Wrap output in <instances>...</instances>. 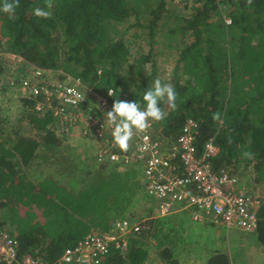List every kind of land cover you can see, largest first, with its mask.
I'll return each mask as SVG.
<instances>
[{
	"label": "trees",
	"instance_id": "16d2710c",
	"mask_svg": "<svg viewBox=\"0 0 264 264\" xmlns=\"http://www.w3.org/2000/svg\"><path fill=\"white\" fill-rule=\"evenodd\" d=\"M171 1L0 0V51L43 68L54 81L79 78L88 97L113 89L109 99L119 117L129 109L169 145L195 119L199 154L213 136L219 147L211 158L215 170L245 184L249 172L263 184L264 0H182L178 13ZM6 70L0 58V95L15 88ZM20 101L15 122H0V229L17 226L21 255L59 264L91 230L110 231L134 185L115 165H83L88 155L77 152L72 135L59 133V99L39 93ZM258 201L256 233L264 246V194ZM143 233L129 237L125 251L112 246L100 264H146L140 238L150 233ZM159 257L176 264L167 247ZM208 264L231 261L217 253Z\"/></svg>",
	"mask_w": 264,
	"mask_h": 264
},
{
	"label": "built area",
	"instance_id": "2783aa9c",
	"mask_svg": "<svg viewBox=\"0 0 264 264\" xmlns=\"http://www.w3.org/2000/svg\"><path fill=\"white\" fill-rule=\"evenodd\" d=\"M9 82L31 97L41 93L48 100L59 99L56 112L61 118L59 133L73 136L78 125H83L82 136L96 143L99 165H141L145 191L159 201L162 214L189 209L197 221L209 219L227 227L256 232L258 199L240 178L225 169L213 168L211 158L219 152L214 136L206 141L199 154L195 119H187L176 143L169 145L153 136L150 125L119 117L121 110L114 108L109 99L113 89L105 96L88 97L80 89L79 78L54 81L43 68L36 66L28 75L11 78ZM38 103L40 108L42 104ZM143 228L141 221L119 219L108 232L93 229L76 246L64 251L59 264H100L112 246L126 249L128 238ZM14 233L0 229V263L44 264L40 257L19 253Z\"/></svg>",
	"mask_w": 264,
	"mask_h": 264
},
{
	"label": "rangeland",
	"instance_id": "374dc122",
	"mask_svg": "<svg viewBox=\"0 0 264 264\" xmlns=\"http://www.w3.org/2000/svg\"><path fill=\"white\" fill-rule=\"evenodd\" d=\"M182 0H172L171 1V7L174 9V13H178L180 11L181 2ZM185 12V10H184ZM186 13V12H185ZM175 19V18H174ZM229 20V19H227ZM226 20V21H227ZM173 22H171V25ZM0 58L3 59L4 61H7V70L6 74L7 76L5 77V80H7L9 77L13 78H20L23 77V75L29 74L30 69H32L34 66H30L29 64H26L24 60L21 58L17 57L16 55H13L12 53L7 52V50H2L0 51ZM49 73L52 77L58 78L59 73L55 72ZM58 73V74H56ZM169 74V72H168ZM54 75V76H53ZM54 78V79H55ZM8 92L5 95H0V122L4 119H8L7 123L10 125L15 122L16 116L19 115V113L22 110V105H21V98L23 95H25V92L18 88H8ZM86 113L87 111H83ZM126 116L132 119L133 121L139 123L136 118L135 114L133 112H129V109H126ZM83 125L79 124L78 127L76 128V131L73 135V141H76V150L77 152H81L84 155H88L86 158V162H83V165L87 167H91L93 170L98 169L96 166L97 160L95 159L96 157V143L93 140L86 139L84 136H82V131H83ZM71 140V139H70ZM78 140L81 142V144H78ZM78 160H80V156ZM83 161V158L79 161ZM86 167V168H87ZM141 169L142 166L139 165L138 167L135 166H127L122 168L120 171L122 173H128L129 174V179L131 180L132 185H134L132 190H127V193L123 196L122 200L119 202V206L122 209L120 211V217L117 218L116 220L122 219V218H128L133 221H142L143 223L145 222V226L142 229L140 235H144L145 233H150L146 234L145 236H141L140 239H142L145 243H147L146 249L149 252V259L146 262V264H162V261H159V251L161 247H165L166 245H171V243L178 242L183 235L179 232L178 226H179V219H173L171 216L168 214H162L159 210L160 208V203L158 200H156L153 197H150L147 192L145 191V188L143 186V180L142 177L140 180H138L139 176L141 175ZM35 172V171H34ZM246 177L243 178L246 182V185L251 191L252 189V194L256 199L258 197L262 196L264 194V183L263 184H255L252 181V175L249 172H246ZM82 175L76 174L75 176L69 178V181L74 183L80 179ZM249 182H253L250 184ZM168 215V216H166ZM191 219V218H190ZM216 226L217 230H220V236L222 237V243L221 246L224 248L225 252H228L230 249L235 250L234 244L232 242V239H235L238 243L244 244L245 248L243 252L239 254H233L234 252L231 251L232 257L230 258V261L232 259L233 264L236 262H239L240 264H247L249 260L244 258L248 257V247L249 245H254L255 243L258 244L257 240V233H249L246 232L245 230H241L240 228H230L229 229V238L231 240H227L228 238V227L225 225H214ZM11 232H14L17 230V226H12L8 225L5 227ZM173 230V234H171V230ZM196 231L197 229L193 228L191 230V233L194 238H197L196 236ZM186 233V230L183 231ZM133 237V236H131ZM210 237L207 236L205 240H209ZM129 240V238H128ZM263 249V248H262ZM127 250V249H125ZM123 250V251H125ZM181 257V256H180ZM262 258L264 259V253H262ZM231 262V264H232Z\"/></svg>",
	"mask_w": 264,
	"mask_h": 264
},
{
	"label": "crops",
	"instance_id": "0c3cea01",
	"mask_svg": "<svg viewBox=\"0 0 264 264\" xmlns=\"http://www.w3.org/2000/svg\"><path fill=\"white\" fill-rule=\"evenodd\" d=\"M97 164H98V166H96L97 168H101V166H106L108 167V170L112 168L111 165L117 166L118 170H121L122 168L127 167V166H123L119 164L99 165L98 162ZM141 172L142 173L139 176L138 180H140V178L142 177V180L144 181L143 168L141 169ZM169 216H171L173 219H177V218L179 219L180 224L178 226V230L183 235L182 238L180 236V240L178 242L171 243V245L165 246L171 249V251L173 252L172 260L176 261V264H208L209 259L217 253H225L230 259L232 257L231 251L234 252L233 254H239L243 252L245 248L244 244H240L235 239H232L235 250L230 249L228 252H225L224 248L220 244L222 243V237L220 236V230H217L216 226H214V225H221V224L214 223L209 219H205L204 221H197L193 218L192 212L189 209H180L177 211H173L172 213H169ZM122 219H128V218H122ZM193 228L197 229L196 231L197 238H194L191 233V230ZM230 228H234V227H228L227 240H231L229 238ZM173 230L174 229L171 230V234L174 233ZM184 230H186V233L183 232ZM207 236L210 237L209 240H205ZM258 244L259 245L255 243L252 246L251 245L247 246L249 249L247 253L248 257L244 258V260L245 259L249 260L247 264H264V259L262 258V253H264V246L259 241H258ZM162 248L163 247H161V249ZM159 261H161L160 258H159ZM231 262H232V259H231ZM162 264H168V263L162 262ZM234 264H240V263L236 262Z\"/></svg>",
	"mask_w": 264,
	"mask_h": 264
},
{
	"label": "clouds",
	"instance_id": "9594fccd",
	"mask_svg": "<svg viewBox=\"0 0 264 264\" xmlns=\"http://www.w3.org/2000/svg\"><path fill=\"white\" fill-rule=\"evenodd\" d=\"M116 221H117V220H116ZM141 222H142V221H141ZM142 223H143V222H142ZM143 224H144V223H143ZM144 226H145V224H144ZM126 249H127V248H126ZM121 250H122V249H121ZM123 250H125V249H123ZM123 250H122V251H123Z\"/></svg>",
	"mask_w": 264,
	"mask_h": 264
}]
</instances>
